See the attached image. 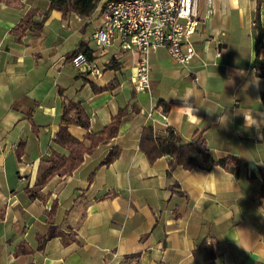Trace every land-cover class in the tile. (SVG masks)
<instances>
[{
  "label": "crops",
  "instance_id": "0c3cea01",
  "mask_svg": "<svg viewBox=\"0 0 264 264\" xmlns=\"http://www.w3.org/2000/svg\"><path fill=\"white\" fill-rule=\"evenodd\" d=\"M48 8L0 0V264H193L204 240L215 264H264V0H198L195 58L181 66L159 49L145 93L131 82L134 55L93 43L98 13L44 18ZM81 45L99 78L71 67ZM70 103L89 118L88 130L66 126L86 146L88 133L128 114L73 171L61 166L42 181L53 155L70 156L54 142ZM143 128L160 140L173 133L171 155L150 163L139 150ZM186 144L240 165L169 172ZM113 149L116 160L102 165ZM51 229L62 235L39 247Z\"/></svg>",
  "mask_w": 264,
  "mask_h": 264
},
{
  "label": "built area",
  "instance_id": "2783aa9c",
  "mask_svg": "<svg viewBox=\"0 0 264 264\" xmlns=\"http://www.w3.org/2000/svg\"><path fill=\"white\" fill-rule=\"evenodd\" d=\"M198 0H119L99 4L95 13L101 18L100 27L91 39L103 51L116 44L122 54L136 57L131 82L137 93L150 90V57L159 49L178 65L187 66L195 58L191 42L198 27L196 5ZM80 75L101 76L94 60L83 53L69 59Z\"/></svg>",
  "mask_w": 264,
  "mask_h": 264
},
{
  "label": "trees",
  "instance_id": "16d2710c",
  "mask_svg": "<svg viewBox=\"0 0 264 264\" xmlns=\"http://www.w3.org/2000/svg\"><path fill=\"white\" fill-rule=\"evenodd\" d=\"M49 2L48 11L45 13L44 18L51 11L61 12L64 17L69 14H75L80 18H87L93 14L96 7L99 4H105L108 2L119 1V0H47ZM258 22V14L256 18V24ZM43 25V21L36 23L34 26L40 29ZM26 26L25 21L22 22L14 32H18ZM258 28V27H257ZM259 29V28H258ZM262 32L258 30V39L256 41V48L259 49L261 43ZM83 53L88 59H91V51H89L84 45L74 52ZM259 66V64H256ZM95 92H100L94 89ZM264 100V93L262 94ZM164 107V111L168 108ZM74 112V116L71 113ZM127 109H121L117 115L113 117L112 122L105 127L98 134H87L85 141L89 143L86 146L84 143L77 141L70 136L67 130V125H76L85 130L89 129L90 122L88 116L84 113L83 109L74 103H70L62 113V126L56 134L54 142L63 148L70 149L71 153L68 158H62L53 155L50 160V167L46 169L41 176V180H45L48 175H51L54 171L59 169L61 166H66L68 172L73 171L82 161L84 154L91 155L92 152L97 148L99 144L108 143L117 134L120 122L127 116ZM175 146V136L170 133L169 136L164 139H156L151 128H143L140 135L139 150L142 152L150 163H153L161 157L170 156ZM118 150L113 149L106 157L102 165H109L114 162L117 158ZM240 165L239 161L234 157H226L222 160H215L213 157L201 148L195 147L192 144L182 145L178 148L175 157L168 163V171L171 172L176 168L180 167L183 170H204L209 171L214 167H221L225 170H229L235 173L236 168ZM62 235L55 229H51L48 236L40 242L39 247H42L43 243L54 236ZM193 264H215L216 253L212 245L208 244L205 240L202 241L197 248L192 252Z\"/></svg>",
  "mask_w": 264,
  "mask_h": 264
},
{
  "label": "clouds",
  "instance_id": "9594fccd",
  "mask_svg": "<svg viewBox=\"0 0 264 264\" xmlns=\"http://www.w3.org/2000/svg\"><path fill=\"white\" fill-rule=\"evenodd\" d=\"M256 90H257V91L259 90V82L257 83ZM193 119H196V117H193ZM245 120H246L248 123H251V122H252V118H251V117H245Z\"/></svg>",
  "mask_w": 264,
  "mask_h": 264
}]
</instances>
